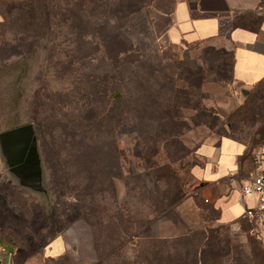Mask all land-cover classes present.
<instances>
[{"label":"rangeland","instance_id":"obj_1","mask_svg":"<svg viewBox=\"0 0 264 264\" xmlns=\"http://www.w3.org/2000/svg\"><path fill=\"white\" fill-rule=\"evenodd\" d=\"M149 1H1L0 133L32 124L40 171L28 186L0 145V264H194L177 254L202 242L210 264H264L260 222L217 224L191 176L223 134L249 174L264 80L235 83L230 52L205 42L161 48ZM59 235L74 249L48 257Z\"/></svg>","mask_w":264,"mask_h":264},{"label":"crops","instance_id":"obj_2","mask_svg":"<svg viewBox=\"0 0 264 264\" xmlns=\"http://www.w3.org/2000/svg\"><path fill=\"white\" fill-rule=\"evenodd\" d=\"M146 15L161 48L205 42L231 53L235 83L247 87L264 80V0H150ZM245 152L246 145L229 136L210 138L197 148L201 164L192 167V180L200 184L199 198L218 211L217 224L239 222L245 204H254L240 198L238 161ZM3 167L0 162V173ZM185 202L192 205L193 198ZM259 237L264 244V216ZM73 249L71 240L59 235L47 256L60 258Z\"/></svg>","mask_w":264,"mask_h":264},{"label":"water","instance_id":"obj_3","mask_svg":"<svg viewBox=\"0 0 264 264\" xmlns=\"http://www.w3.org/2000/svg\"><path fill=\"white\" fill-rule=\"evenodd\" d=\"M0 145L7 166L23 175L28 186H36L40 166L32 124L1 132Z\"/></svg>","mask_w":264,"mask_h":264},{"label":"built area","instance_id":"obj_4","mask_svg":"<svg viewBox=\"0 0 264 264\" xmlns=\"http://www.w3.org/2000/svg\"><path fill=\"white\" fill-rule=\"evenodd\" d=\"M252 169L241 180L240 198H251L253 205L244 206L241 217L246 221L261 222L264 216V143L251 154Z\"/></svg>","mask_w":264,"mask_h":264},{"label":"trees","instance_id":"obj_5","mask_svg":"<svg viewBox=\"0 0 264 264\" xmlns=\"http://www.w3.org/2000/svg\"><path fill=\"white\" fill-rule=\"evenodd\" d=\"M211 48H213V47H211ZM214 49V48H213ZM222 52H227V53H229V51H225L224 49H220ZM231 54V53H230ZM232 56V55H231ZM231 67H232V64H231ZM246 112V110L244 109V110H242L241 111V115H243L244 114V117L246 118L247 117V113H245ZM262 122V121H261ZM261 127H260V129H259V131H258V134H263V132H264V127H263V123H261ZM33 130H34V128H33ZM34 135H35V138H36V134H35V130H34ZM222 136H229V137H231V138H233L232 136H230V135H227V134H223ZM233 139H235V138H233ZM236 140V139H235ZM36 141H37V138H36ZM245 155V154H244ZM243 155V156H244ZM242 156V157H243ZM173 200L172 201H170L168 204H167V206H165V208H170V207H172V205H174V204H176V202H179L180 201V199L182 198V194H180V191L179 190H177V192H175L174 194H173ZM208 246V243H201V244H199V245H194L190 250L189 249H183V248H181L180 249V251H179V253L177 254L181 259H182V257H183V259H182V262L183 261H185L186 260V258L188 257V256H191L192 257V260L194 261V264H210L211 263V261H212V258H215V257H210L209 255H208V253H207V247ZM228 248V247H227ZM230 249H227L226 250V252L224 253V254H222V255H217V257L218 258H222V257H226V256H228L229 254H230ZM252 253L254 254V258H256V254L252 251ZM186 262V261H185ZM142 262H139L138 261V264H141ZM142 264H144V263H142Z\"/></svg>","mask_w":264,"mask_h":264}]
</instances>
